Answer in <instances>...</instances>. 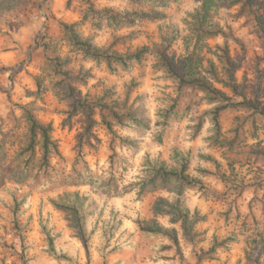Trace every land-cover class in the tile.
Listing matches in <instances>:
<instances>
[{"label": "rangeland", "instance_id": "obj_1", "mask_svg": "<svg viewBox=\"0 0 264 264\" xmlns=\"http://www.w3.org/2000/svg\"><path fill=\"white\" fill-rule=\"evenodd\" d=\"M93 1L98 7H133L125 0ZM198 6L195 0H181L162 8L163 17L116 30L97 28L86 20V0H0V264H264L260 236L264 232V10L259 11V20L240 15L239 6L220 8L212 16L228 37L208 39V45L215 49L226 42L232 59L239 63L237 91L223 89L234 101L248 104L221 116V138L233 141L231 146L214 141L207 114L212 105L201 92L186 89L180 94L172 127L162 140L155 138L157 111L177 96L176 82L155 65L152 55L133 62L130 69L119 66L115 72L83 60L62 27L63 22L78 23L83 37H93L101 47L123 36L115 45L120 52L158 42L161 27L175 28L180 36L170 54L181 58L187 54L186 20ZM191 41L190 52L213 57L201 43ZM64 72L73 77L72 83L83 95L93 100L104 97L109 103L122 104L128 85L134 82L128 101L117 108L130 113L141 107L149 118L147 126L127 117L124 125L113 121V135L97 109V123L82 141V157L77 159L88 121L83 112L68 117V101L61 88ZM25 104L42 122L52 125L58 141L59 154L51 158L49 182L21 177L17 154L27 131L20 108ZM174 148L190 151L189 173L203 183L202 188H187L180 197L192 216L197 211L192 239L184 235L181 222H172L173 215L154 212L157 204L163 210L170 208L157 200L164 198L171 204L177 199L173 192L157 187L139 198L135 187L144 175V157L159 156L171 164ZM203 154L213 157L218 167ZM201 168L212 172L204 174ZM219 172L229 179L222 181ZM79 174L82 179L74 181ZM95 180L102 186H96ZM67 194L79 198L90 260L73 214L54 206ZM138 220L176 228L181 257L170 258L174 250L162 248L169 245V238L147 236ZM43 227L55 236L57 253L72 259L49 253ZM230 235L235 240L209 252L215 238Z\"/></svg>", "mask_w": 264, "mask_h": 264}, {"label": "trees", "instance_id": "obj_2", "mask_svg": "<svg viewBox=\"0 0 264 264\" xmlns=\"http://www.w3.org/2000/svg\"><path fill=\"white\" fill-rule=\"evenodd\" d=\"M70 1V0H69ZM132 3V8H117L114 6L98 7L93 0H86L87 10L85 19L90 21L95 27H109L119 29L123 26L133 27L140 24L144 20H154L164 16L162 8L171 4H178L181 0H125ZM199 6L193 13L190 14V19L186 20L188 36L185 38V46L187 54L181 58H175L170 54V49L174 41L180 36L178 29L173 28L168 30L160 28L159 41L152 45H143L133 50L120 52L115 48L117 42L123 39V36L116 38L109 46L101 47L94 41L93 37H83L78 29V23H62L63 30L72 49L78 52L83 60L94 61L97 65H104L110 72H115L119 66L125 69H130L133 62H141L146 56L152 55L156 59V66L162 70L167 76L172 78L177 84V96L167 107H161L157 111V122L155 138L162 140L168 129L172 127V119L177 114V106L180 99V94L183 90L198 91L203 94V98L211 104V108L207 111L212 124L214 141L222 145L233 144V141L225 140L222 137L221 116L230 108L245 107L246 100L237 102L223 88H229L233 92L237 91L238 84L236 71L239 68V63L232 59L229 53V46L226 42L220 45L217 44L213 49L207 43L208 39L223 36L228 37V34L223 28L213 21L212 16L220 8H230L239 6L238 13L253 17L255 20L260 18V10H264V0H195ZM191 39H195L197 43H201V48H207L213 57L205 58L196 55L195 51L190 52ZM206 59V64L204 60ZM64 80L62 81V95L68 101V117L71 118L79 112L86 114L88 124L85 132L78 145L77 159L82 157V141L92 133L94 125L97 123L95 118L96 110H100L101 121L106 125L108 130L116 135L113 121L120 125L125 124V118H129L138 126H147L149 118L143 115L144 110L141 107L136 108L130 113H121L117 105H124L129 99L130 91L134 86L131 82L127 87L125 101L118 104L117 100L112 103L104 101V97L99 100L91 99L87 94L83 95L72 82L73 77L67 72H64ZM78 78V77H76ZM79 79L83 80V77ZM220 84L221 87H218ZM59 85V84H58ZM38 89L41 90V82L38 81ZM24 112L27 121V131L24 144L17 154L19 160V168L21 169V177L31 175L38 181L49 182L50 171L52 170L51 158L59 154L58 141L53 136V127L50 123L42 122L36 115L34 109L30 108L29 104L20 105ZM201 123H199V127ZM194 135H197L196 133ZM131 143L132 140H128ZM40 151V155L38 152ZM190 151H184L174 148L170 158L172 163H167L166 160L159 156L151 158L149 155L144 157L143 166H145L144 175L139 178L135 184L139 198H142L147 192L155 190L157 187L167 188L173 192L177 199L173 203H169L164 198H159L157 202H162L170 205V208L163 210L158 204L155 206V213L161 211L173 215L172 222H181L184 235L188 238H193L192 233L195 221L198 218L195 214L191 215V210L188 206H183L180 197L185 193L187 188L199 186L203 187V183L199 178L193 177L189 173L191 155ZM201 157L213 161L217 167L218 162L208 154H203ZM201 172L211 173L207 168H201ZM222 181L229 179L221 172L217 173ZM79 174L74 181L81 180ZM96 186L102 184L96 181ZM104 187V186H103ZM106 185L103 189H109ZM78 197L73 194H67L60 201H55L54 206L60 210L68 211L73 214L78 229L80 238L86 249L88 259L90 260L89 238L85 229L83 214L81 212V204ZM18 207V206H17ZM139 229L147 236L165 235L169 238V245L162 246L166 250H174L173 256L170 258H180L182 253L180 242L176 228L167 229L160 226L157 222L152 224H144L138 220ZM46 236L48 245L47 250L51 255L59 259H72L70 256L58 254L54 242L55 236L49 231L42 228ZM261 241L264 242V232L260 234ZM235 240L233 235L223 239L215 238L209 250L212 252L219 247L227 244L229 241Z\"/></svg>", "mask_w": 264, "mask_h": 264}, {"label": "crops", "instance_id": "obj_3", "mask_svg": "<svg viewBox=\"0 0 264 264\" xmlns=\"http://www.w3.org/2000/svg\"><path fill=\"white\" fill-rule=\"evenodd\" d=\"M197 208H195V210H196Z\"/></svg>", "mask_w": 264, "mask_h": 264}]
</instances>
